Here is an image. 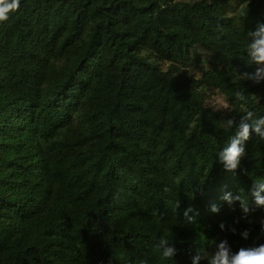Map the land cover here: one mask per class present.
<instances>
[{"label": "trees", "instance_id": "trees-1", "mask_svg": "<svg viewBox=\"0 0 264 264\" xmlns=\"http://www.w3.org/2000/svg\"><path fill=\"white\" fill-rule=\"evenodd\" d=\"M258 23L264 0H21L0 23V264H192L264 243V139L234 173L218 158L242 116H264V81L246 78Z\"/></svg>", "mask_w": 264, "mask_h": 264}, {"label": "clouds", "instance_id": "clouds-1", "mask_svg": "<svg viewBox=\"0 0 264 264\" xmlns=\"http://www.w3.org/2000/svg\"><path fill=\"white\" fill-rule=\"evenodd\" d=\"M21 0H0V23L9 20L10 14L19 10ZM248 36L251 42L247 47L248 63L256 65L254 74H246V78L253 80L255 83L264 81V23H258L255 31H249ZM238 98L243 100L245 97L242 93L237 94ZM235 121L229 119L225 122L226 128L231 129ZM255 133L261 139H264V116L255 118L252 111H248L242 116L235 135L230 138V141L222 151L218 153L219 162L223 165L224 170L228 173H234L241 165V161L245 156V142L250 139L252 133ZM264 181L253 183L251 196L256 208H264ZM229 205L238 201L241 211L245 217L253 209L246 197L237 195L232 196L228 193L222 197ZM179 204L177 205V208ZM211 210L218 212L219 208L213 205ZM194 212V209L189 207L184 211L185 220L193 223L194 216H189V213ZM198 215V213H197ZM221 230L224 225H220ZM231 231L235 233V228ZM261 232L264 233V221H261ZM242 238H249V230L241 233ZM170 242L166 237H161L156 245V248L161 251L162 256L166 259H172L176 250L169 246ZM201 260H206L207 264H264V243L257 246L241 247L237 252L233 253L227 240H222L215 246V251L211 254L206 253L203 249L197 248L196 255L192 258V264H200Z\"/></svg>", "mask_w": 264, "mask_h": 264}, {"label": "rangeland", "instance_id": "rangeland-1", "mask_svg": "<svg viewBox=\"0 0 264 264\" xmlns=\"http://www.w3.org/2000/svg\"><path fill=\"white\" fill-rule=\"evenodd\" d=\"M183 1L195 2L197 0ZM190 56L192 57L193 65L187 70V73L196 77H200V70L208 67V54L204 53L199 47H194L191 50ZM214 105L218 110L222 111L225 114L230 111L227 104L220 96H216L214 98Z\"/></svg>", "mask_w": 264, "mask_h": 264}]
</instances>
